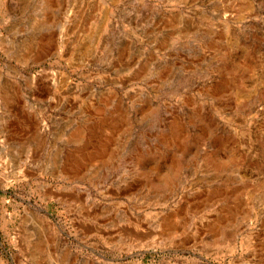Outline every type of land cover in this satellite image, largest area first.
Instances as JSON below:
<instances>
[{
    "label": "rangeland",
    "instance_id": "obj_1",
    "mask_svg": "<svg viewBox=\"0 0 264 264\" xmlns=\"http://www.w3.org/2000/svg\"><path fill=\"white\" fill-rule=\"evenodd\" d=\"M0 264H264V0H0Z\"/></svg>",
    "mask_w": 264,
    "mask_h": 264
},
{
    "label": "bare ground",
    "instance_id": "obj_2",
    "mask_svg": "<svg viewBox=\"0 0 264 264\" xmlns=\"http://www.w3.org/2000/svg\"><path fill=\"white\" fill-rule=\"evenodd\" d=\"M90 156V155H89ZM81 158V157H80ZM91 159H92V157H91ZM82 160V159H81ZM80 159H79V161H81ZM85 163V162H84ZM84 163H82V164H84ZM76 166V165H75ZM82 166V165H81Z\"/></svg>",
    "mask_w": 264,
    "mask_h": 264
}]
</instances>
